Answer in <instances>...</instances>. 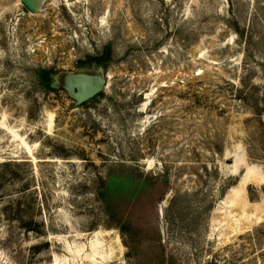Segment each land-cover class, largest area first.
Returning a JSON list of instances; mask_svg holds the SVG:
<instances>
[{
  "label": "rangeland",
  "instance_id": "374dc122",
  "mask_svg": "<svg viewBox=\"0 0 264 264\" xmlns=\"http://www.w3.org/2000/svg\"><path fill=\"white\" fill-rule=\"evenodd\" d=\"M72 72L105 86L76 104ZM103 181L143 264H264V0H0V264H140Z\"/></svg>",
  "mask_w": 264,
  "mask_h": 264
},
{
  "label": "trees",
  "instance_id": "16d2710c",
  "mask_svg": "<svg viewBox=\"0 0 264 264\" xmlns=\"http://www.w3.org/2000/svg\"><path fill=\"white\" fill-rule=\"evenodd\" d=\"M108 58L109 55L107 52H102L101 54L95 56H89L85 62L88 63L87 65L94 64L105 67ZM85 62H82V64H85ZM50 71L51 70L40 71L41 82L49 88L51 83ZM150 184L157 187L156 184H158V182L156 179H152ZM165 189V186L161 189L158 194V199L162 197ZM119 190L121 192H118V190L114 191V187L105 181L101 182L100 185L96 187V196L101 202L107 219L110 220L119 232L126 237L125 244L129 247L130 251L140 264H143L142 260H140L141 258L145 259L148 263L151 261L156 262L155 260H158V258L162 259L163 254L160 249L163 248V245L158 237V234H155L154 236L152 235V237L148 239V237L145 236L143 224L127 215V209L125 206L133 205V203L137 201L138 196L136 197V195L128 194L126 191L121 189ZM146 191H149V189ZM147 199L151 203H156L158 200L157 198H154V192H150ZM26 227L27 229H33L29 223ZM144 249H147L148 252L143 253Z\"/></svg>",
  "mask_w": 264,
  "mask_h": 264
},
{
  "label": "water",
  "instance_id": "95a60500",
  "mask_svg": "<svg viewBox=\"0 0 264 264\" xmlns=\"http://www.w3.org/2000/svg\"><path fill=\"white\" fill-rule=\"evenodd\" d=\"M35 2L32 11L40 9L41 0H30ZM106 77V75H105ZM63 85L67 92L75 98L76 104H82L100 93L105 86V79L100 74L86 72H72L64 76ZM160 230L162 232L161 207L159 205Z\"/></svg>",
  "mask_w": 264,
  "mask_h": 264
},
{
  "label": "flooded vegetation",
  "instance_id": "af4514ba",
  "mask_svg": "<svg viewBox=\"0 0 264 264\" xmlns=\"http://www.w3.org/2000/svg\"><path fill=\"white\" fill-rule=\"evenodd\" d=\"M21 1V3H22V5L27 9V10H29V11H31V12H37V11H32V6L35 4V2L33 1V2H31L30 0H20ZM40 2H44V0H41ZM42 3H41V5H42ZM75 99V98H74Z\"/></svg>",
  "mask_w": 264,
  "mask_h": 264
}]
</instances>
